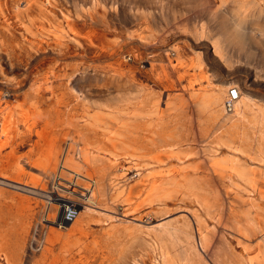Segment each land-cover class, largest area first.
<instances>
[{"label":"bare ground","instance_id":"6f19581e","mask_svg":"<svg viewBox=\"0 0 264 264\" xmlns=\"http://www.w3.org/2000/svg\"><path fill=\"white\" fill-rule=\"evenodd\" d=\"M30 1L16 12L28 22ZM87 1L85 23H71L67 38L28 42L25 49L28 59L39 58V66L53 62L44 54L48 49L74 64L70 72L56 75L52 69L47 77L45 89L60 90L64 97L47 99L57 120L37 133L38 152L25 156V167L16 168L12 178L0 158L2 186L45 198L34 214L39 221L24 224L18 242L0 249V264H264V98L232 83L214 84L206 74L183 85L179 75V90L171 80L165 88L162 111L160 96L150 100V92L149 97L127 78L130 69L111 57L116 47L105 30L112 23L106 20L108 8L101 0ZM198 1L200 10L186 18L194 29L186 32L210 41L219 61L227 62L223 53L231 42L222 46L217 37L228 27L240 31L232 43L246 58L253 52L245 38L264 43V0ZM96 23L105 28L97 30ZM173 62L172 71L185 63L180 55ZM190 69L201 71V63ZM254 69L264 81V53ZM162 75L168 80L165 71ZM231 88L239 95L227 110ZM4 100L10 103L0 108V151L8 145L16 115H40L36 101ZM27 176L29 183L23 182ZM77 207L81 210L70 223L66 216ZM176 210L184 213L175 222L153 225L154 218Z\"/></svg>","mask_w":264,"mask_h":264},{"label":"rangeland","instance_id":"374dc122","mask_svg":"<svg viewBox=\"0 0 264 264\" xmlns=\"http://www.w3.org/2000/svg\"><path fill=\"white\" fill-rule=\"evenodd\" d=\"M25 1L27 0H0V92L5 91V93H9L10 98L14 97V99L21 96L29 103L36 101L39 107V111L36 114L40 115L36 117L33 114H29L27 118L23 119L19 117L20 115L14 117L8 145L0 151V158L5 160L8 168L4 174L9 178L14 176L16 168H22V165L25 167L27 162L25 158L28 155H35L38 152L39 147L37 144L39 138L37 133L45 129L46 122L54 124L57 120V115H55L54 111L49 112L47 99L52 98L51 100L53 101L57 98L59 100L64 97V94L60 90L56 91L55 94L49 93L45 89V84H49L47 77L52 78V69L56 75L70 72L69 65L74 64L70 60H59L55 50L48 49L44 54L49 58H54L53 62L49 65L43 64L44 66H39V62H37L39 58H36V56L32 55V58L28 59L27 50L29 49L25 50L29 44L28 42H36L37 44L43 42L47 44L51 43L53 39L55 40L56 36L60 37L62 35L63 38H67L72 31L71 23L76 21L78 26L85 23L83 18V14L86 12L85 7L88 8L90 6L87 0L85 2L84 0H49V4L43 3V0H32L30 3L34 1L32 3L34 6L31 11L29 10L31 12L30 15L33 17L31 22L34 24H32L27 21L26 17L16 15V12L22 10L21 8L25 5ZM101 1L106 9L108 8L106 20H112L113 24L111 23L110 25L109 23L108 28L103 27L101 23H96L94 26L99 31L105 28L108 38L111 41L114 40L116 48L110 54L111 57L121 64L122 69H130L131 74L127 73V78L144 87L147 94L150 92L152 95L151 98V95L148 94L150 100L156 97L158 99L160 96L159 105L162 111L166 108L165 88L169 80H171L175 90H179L180 86L177 82L179 75L184 76L183 85H186L189 79H193L191 76L206 74L212 79L214 84L232 83V85L238 86L243 92L252 94L256 99L264 98V81L259 80L254 75V67L259 65L261 56L264 53V43L257 41L250 44L252 40L245 38L247 47L250 46L249 48L253 52L250 59L246 58L245 51L238 50L232 43L233 37L236 34H240V31L234 27H228L221 31V34L217 37V41L221 42L222 46L227 44L225 42H231L229 46L226 45L227 48L224 49L223 53L227 62L219 61L213 55L210 41L207 39L196 40L191 34L189 35L186 32L189 31L191 33L192 29H194L190 23H187L186 18L192 15L193 12L200 10L201 5L198 0L191 2L187 0ZM39 11H42V13ZM28 29H31L30 32ZM120 31L123 33L121 34ZM142 32L150 34L145 36ZM125 34L133 35L135 38L139 36V39L148 38L150 35L152 37L149 39L150 41L143 39L144 43H139L135 38L132 40L128 39ZM122 40L127 42L124 43ZM171 47L178 49L177 55L169 52ZM166 51L169 54H166ZM179 55L185 63L178 70L172 71L169 63H174V58ZM197 61L201 63V71L190 69L191 63H197ZM63 65L67 67L64 68ZM164 71L168 75V80H164L165 77L162 75ZM94 83L91 79L90 85L93 86ZM53 84L55 85L56 82L53 81ZM35 88L39 89L33 91ZM0 96L2 97H0V108L10 103L9 100H4L5 98L1 93ZM30 108L33 110L34 106ZM13 156L15 157L14 160ZM9 158L12 159L9 160ZM16 159L20 161L21 165L14 166ZM123 169L120 173L123 172ZM129 177L134 178V174L131 173ZM30 179L31 177L27 176L23 182L29 183L28 180ZM38 185H42V182H39ZM20 198H27L28 202L25 200L20 202ZM42 199L44 200L45 198L27 194L19 189L5 185L0 187V249L13 247L18 242L24 224L30 223L31 225L35 220L39 221L34 214L40 210L37 206L38 203L43 202ZM78 210L80 211L81 207L75 208V212H70L66 216L70 223ZM182 213L184 212L176 210L166 218L164 216L159 218L160 220L154 218L153 225L157 224V222L164 223L169 219L175 222ZM230 242L235 251L241 253V248L237 247L235 240L230 239ZM0 263H2L1 259Z\"/></svg>","mask_w":264,"mask_h":264},{"label":"built area","instance_id":"2783aa9c","mask_svg":"<svg viewBox=\"0 0 264 264\" xmlns=\"http://www.w3.org/2000/svg\"><path fill=\"white\" fill-rule=\"evenodd\" d=\"M239 95V92H238V89L236 88H231L228 92V97L225 101V107L227 110H231L233 108V103L234 101L237 100V97ZM5 99H9L10 98V95H8L7 97L4 96ZM2 182V178H0V187L2 186L1 184Z\"/></svg>","mask_w":264,"mask_h":264}]
</instances>
